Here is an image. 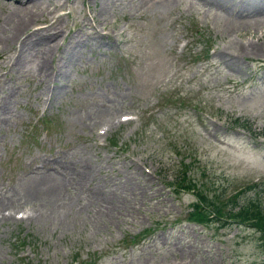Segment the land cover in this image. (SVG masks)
Returning a JSON list of instances; mask_svg holds the SVG:
<instances>
[{
    "label": "rangeland",
    "instance_id": "rangeland-1",
    "mask_svg": "<svg viewBox=\"0 0 264 264\" xmlns=\"http://www.w3.org/2000/svg\"><path fill=\"white\" fill-rule=\"evenodd\" d=\"M57 1L63 5L54 14L67 37L96 28L102 37L94 34L69 54L59 44L48 62L60 58L62 77L49 99L34 71L14 65L15 50L0 45V204L50 201L27 192V181L59 170L76 176L73 160L93 178L53 197L80 212L0 220V264L18 254L28 264H67L93 249L82 264H264L255 226L190 219L192 191L170 183L181 159L214 193L264 178V10L230 12L207 0H108L100 11L101 0ZM45 17L27 31L52 18ZM23 55L37 56L31 48ZM7 89L15 90L10 103L1 99ZM123 111L135 117L97 131ZM103 192H112L114 203ZM136 231L142 233L132 238Z\"/></svg>",
    "mask_w": 264,
    "mask_h": 264
},
{
    "label": "bare ground",
    "instance_id": "bare-ground-1",
    "mask_svg": "<svg viewBox=\"0 0 264 264\" xmlns=\"http://www.w3.org/2000/svg\"><path fill=\"white\" fill-rule=\"evenodd\" d=\"M207 1H210L218 5L219 7H224V9H230V12L231 10H235L233 9L234 6L238 7L237 12L240 13L264 10V5L254 0H238L237 2H233L232 4H229L226 0ZM1 2L5 4V12H3L4 14L0 17V45L6 44L7 46L11 47L12 50L14 49L15 53L13 55H16L14 56V58L16 59L14 61V65H17L18 67H21L22 69H25L29 72L34 71L35 75L38 77V80L41 81H48L62 77V74L59 71L60 58H57L54 66H52L53 64H51L50 61L48 62L51 54L60 43L63 46L61 51L69 54L72 53L70 52L72 50H76L85 45H88L90 39L94 40V34H99L98 31L94 29V32H92L91 34H84V37H80V35L76 34H70L67 37V35H65V33L60 29V26L58 25L60 16L54 14V9L58 6H61L62 4L58 3L57 0H55L54 2L52 1L51 5L47 0H1ZM107 3H109L108 0H101L100 11L103 9V7H105V5H107ZM45 15H48L49 17L51 16L52 18H48L50 20H46V22H41L37 25L35 24L31 30L27 31V29L34 23L36 19L43 16L45 17ZM89 35H91V37H89ZM65 36L67 39L64 43H62V40L65 39ZM99 36L102 37V35L100 34ZM248 46L249 48L253 49L258 48L254 43L249 44ZM25 48H31L33 52L37 54V56L29 58L27 55H23V51ZM232 56L231 52H226V54H224V59L231 63L233 58ZM1 117L5 118L6 115L3 114ZM78 161L79 160H73V165L70 164L71 170H73V172L76 174V176L73 175L71 178H66L65 175H60L61 170H59L58 174L55 176H51L46 173H38L37 175L32 176L27 181V192L36 196L39 195V193L46 194L50 201H47V199L45 198L46 200L39 201L38 205H41L42 207H51L52 217L59 216L62 212L61 205L63 202L59 203V200L58 202H55L54 198H56L59 193H61L60 191L65 188L67 184L74 182L80 187L81 179L85 180L87 178H93V176L90 175V169L86 168L87 166L85 165L77 164ZM59 163L62 167L68 166L66 161L60 160L58 161V164ZM75 165H78V167H75ZM99 192H95V195H98ZM101 197L103 200L108 201L110 204L114 203L112 192H103ZM4 203H6V201ZM8 204L1 203L0 206ZM41 215L45 217L50 216V214Z\"/></svg>",
    "mask_w": 264,
    "mask_h": 264
},
{
    "label": "trees",
    "instance_id": "trees-1",
    "mask_svg": "<svg viewBox=\"0 0 264 264\" xmlns=\"http://www.w3.org/2000/svg\"><path fill=\"white\" fill-rule=\"evenodd\" d=\"M187 166L188 164L183 162L184 169L175 176V182L178 186H190L194 191L195 199L191 202L188 216L201 222L222 223L236 219L253 225L260 232V244L264 251V183L246 184L223 196L221 191L216 193L211 191L204 180L187 175ZM250 188L253 189V194L246 195V191Z\"/></svg>",
    "mask_w": 264,
    "mask_h": 264
}]
</instances>
